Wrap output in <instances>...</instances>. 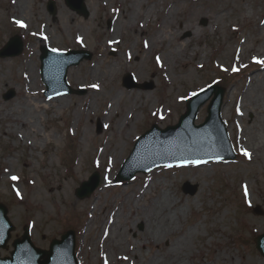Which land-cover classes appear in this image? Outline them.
Wrapping results in <instances>:
<instances>
[{
    "label": "rangeland",
    "instance_id": "rangeland-1",
    "mask_svg": "<svg viewBox=\"0 0 264 264\" xmlns=\"http://www.w3.org/2000/svg\"><path fill=\"white\" fill-rule=\"evenodd\" d=\"M15 1L0 0V48L15 34L23 37L25 48L17 57L0 58V108L5 111L16 105L25 106L21 96L30 90L28 76L23 71H27L24 64L29 62L36 68L38 76L36 83L32 81L33 90L30 92L32 96H37L36 102H41V108L38 111L40 116L36 117L32 127H12L9 121L0 119V202L7 205L14 225L9 247L2 251L3 255L10 254L14 249V239L21 237L28 226L34 245L43 249L50 248L52 240L73 229L76 233L77 264H123V259L127 263L131 260L132 264H150L151 259L164 256L170 241L182 239L186 231L194 230L178 264H264V255L255 245L256 237L264 232V148L258 157L244 155V151L249 153V150L242 146L236 134L239 127L243 128L242 125H250L255 114L250 112L245 118L240 117L237 116L240 110L234 104L228 106L232 93L248 82L252 72L254 76L264 78L261 64L252 61V51L246 53L242 62L236 63L235 60L241 39L252 41L264 24V0H243L254 7L251 17L243 15L246 7L241 0H182L186 8L204 5L205 13L197 16V35H192L191 29L182 35L189 45L183 56L177 61L172 60L173 80L156 61V56L161 49L166 50L168 44L175 46L174 39L161 42L145 60L139 54L143 40H150L159 30V12L168 0H155L158 2L157 12L149 21L143 20L147 33L139 24L119 32L114 29L130 0H86L90 11L86 18L72 10L65 0H55V17L47 11L49 0H33L32 17L25 23L27 27L16 23L23 17H19V11L12 10L16 6ZM145 1L152 4V0ZM228 1L233 9L225 12L226 21L218 28H212L216 5ZM181 25L174 20L173 28H180ZM47 27L54 35L52 49L65 52L85 49L92 53L91 59L79 61L67 71V84L74 89V93H60L53 98H48L45 93L47 87L40 75L41 47L49 45L48 40L53 36L45 30ZM113 30L120 44L113 46L118 49L106 47L105 54L114 59L117 73L107 82H95L87 77L84 66L90 64L97 68L103 62L105 57L97 60V54L104 44H98L101 40L105 41ZM77 34H83L85 42L76 41ZM263 40L262 35L251 45L257 48ZM132 43H135L132 48L135 54L129 56L126 53L128 49H124L131 48ZM196 52H199L198 56H195ZM197 62L200 63L197 65ZM138 69L143 72L140 78L135 76ZM127 73L134 75L135 83H153V88L130 89L124 86L122 81ZM93 83L98 84V89H94ZM212 84L224 88L221 118L235 151L232 153L234 159L207 161L203 165L191 164L181 168L159 167L116 183L115 176L127 164L126 160L139 137L154 122L160 128L177 124L188 111L191 93L208 89ZM9 89H15L16 96L5 100ZM113 91L124 92L118 105V111L123 115H126V106L139 97L135 110L139 119L135 122L136 115L132 116L130 123L121 130L115 127L118 117L109 118L103 114L110 105ZM148 93L152 102L144 106V97ZM214 96L213 92L200 98L203 100L196 107V116L191 117L196 125L204 123L211 115L208 108ZM57 97L66 98L65 104L61 103L63 108L53 102ZM88 101L92 108L85 111ZM160 113L164 115L163 119ZM260 117L264 121V114ZM208 122L218 128L222 125L210 118ZM86 127L89 128L88 136L83 134ZM114 151L119 154L117 162L113 161ZM109 167L115 174L111 181L105 178ZM93 173L98 174L100 184L88 197L78 198L75 189ZM188 181L197 186L193 194L182 189ZM150 183L153 185L148 188ZM122 190L124 194L121 196ZM164 191H168L176 203L172 213L177 207L182 208L180 217H175V225L167 237L154 242L150 239L148 243L144 241L143 249L133 247V242L142 238L147 229L146 219L139 220L134 215L135 211L143 213L136 209L137 201L140 206L148 207L150 198ZM120 197L121 200L130 198L124 206L126 218L134 221V224L130 219L127 221L132 224L128 234L132 242L118 255L108 249L104 253L101 245L98 252L93 243L97 239L101 242L103 227L95 229V224L104 215L103 206H107L106 219L121 208ZM91 222L94 224L88 230ZM218 253L229 259L226 262L216 259Z\"/></svg>",
    "mask_w": 264,
    "mask_h": 264
},
{
    "label": "bare ground",
    "instance_id": "bare-ground-1",
    "mask_svg": "<svg viewBox=\"0 0 264 264\" xmlns=\"http://www.w3.org/2000/svg\"><path fill=\"white\" fill-rule=\"evenodd\" d=\"M127 8L122 11V14L119 18H121V21H118V26L114 28L117 32L122 30H127L128 28L137 26L139 24L142 28V31L145 32L143 25V20L146 19V21H149L152 17L153 13L157 12V1L152 0V4H150L148 1L145 0H130ZM16 6L12 8L13 11H19V17L22 21L27 22L26 19H30L32 17V10L31 6L34 4L33 0H16ZM96 2V1H95ZM241 2H245L241 0ZM204 5H191V7H184V4L182 0H168L166 6L161 9L159 12V18H158V26L159 30H157L150 40H143V45L141 46V52L139 54H142L141 59L145 60L155 49L159 47L161 42L165 40H171L175 42V46L173 45L170 47V44L167 45L166 50L161 49L160 53L156 56V61L159 63L162 69L166 72V74L170 77V80H173L174 76L172 75L171 69L172 67V60L177 61L183 54L186 53V49L189 45V42H187V39H182V35L186 30L191 29L192 35H197L199 33V29L196 27V20L198 14L204 15L205 8ZM245 11L243 15H247L248 17H251L253 15L254 7L251 4H248L245 2ZM233 7L229 6V1L225 4H217L216 5V11L214 12L215 15L212 17V28H218L221 24L226 21L227 13H225L227 10H232ZM24 15V16H23ZM17 17V18H19ZM19 18V19H20ZM118 20V18H117ZM174 20H177L181 22L180 28H173ZM195 27V28H194ZM258 29V28H257ZM47 32H49V28L47 27L45 29ZM115 30L112 31L110 35H108L107 39L105 41L101 40L98 46H102L99 53L97 54V60H99L101 57H105L103 62H101L99 65L92 66L90 64H87L84 66V69L86 70V75L88 78H92L95 82H107L110 80L111 77L116 75L115 71V65H114V59L106 56L105 52L107 51L106 47L111 48H117L113 47L114 45H119L118 38H115ZM201 30V29H200ZM51 32V31H50ZM147 33V31H146ZM51 35L53 33L51 32ZM264 36V24L260 27V29L257 30V37L252 38V41H248L247 38L241 39V47L236 48L235 52V60L236 63H240L243 61L244 57L246 56V53L249 51H252L253 62L259 63L260 69L264 70V63H260V61H264V40L257 48H254L251 44L254 42H257L259 39H261V36ZM192 37V36H191ZM54 35L49 41V44L52 45L54 41ZM76 41L85 42V37L83 34H77L76 35ZM78 44V43H77ZM135 47V43L131 44V48H125L126 53L129 56H132V53L135 54V52L132 50V48ZM232 52V51H231ZM234 52V51H233ZM199 52L195 53V56H198ZM225 55L227 54L224 53ZM223 55V56H225ZM138 56V53H136V57ZM199 58V57H198ZM202 62V61H201ZM200 62H197L198 65ZM193 64V63H191ZM27 68V71H23L24 75L28 76V89L31 91L33 90V84L32 81L35 83L38 80V76L36 68L32 65L31 62L24 64ZM120 65V62H119ZM194 65V64H193ZM254 71V70H253ZM253 73V72H252ZM249 75L248 82L242 86L241 88L237 89L232 93V100L231 104H228V106L234 104L235 108L240 110V113H238L237 116L240 115V117L247 116V113H254L255 117L252 119V121L247 123L246 125H242L240 128L239 125V131L236 134L239 137V141L241 142L242 146L244 148H247L249 150V153L252 157L254 155L256 157L260 156L263 151L262 148H264V121L260 117L262 114H264V78L254 76V74ZM264 73V72H263ZM136 77L140 78L143 76V72L139 71L135 75ZM33 82V83H34ZM98 85L97 83L91 84ZM94 89H98L94 87ZM26 92V95L21 96V100L25 102V106H14L10 107L9 109L3 111V108H0V119L9 121L10 126L15 125H22V126H28L32 127L34 124V121L36 117L39 115V110L41 108L40 101L37 103L36 101L37 96H32L31 92ZM207 94V92H202L201 95H197L198 97L194 98V101H197L199 98H201L203 95ZM112 95H110V105L108 109H106L103 114L105 117L114 118L118 117V122L116 124V128L123 129L125 126H127L130 123V119L132 116H135V122L139 119V113H137L135 110L138 108V104H136V101H138L139 97L135 98L130 102V105L128 104L126 106V115H123L121 112L119 113V104L121 99L123 98L124 92H111ZM140 96V101H142V96ZM66 98H56L53 102L57 103L60 108H63V105L61 103L66 102ZM130 101V100H129ZM52 102V103H53ZM135 102V103H134ZM144 106L149 105L152 102L151 94H146L144 97ZM65 104V103H64ZM88 109L85 111H90L92 108V104L89 103V101L86 103V108ZM244 110L246 113H244ZM225 109H223V115L225 116ZM243 112V113H242ZM164 115L160 114V118L163 119ZM230 117L232 118V113H230ZM230 118V119H231ZM233 120V119H232ZM84 136L89 135V128H85V132L83 133ZM108 147V146H107ZM114 162L118 161L119 155L116 151H114ZM107 173L105 174V178H107L108 181H111L114 177V171L112 167H109ZM206 167H203V169ZM153 183H150L148 186L151 187ZM61 187V185H60ZM121 196L124 194L123 190L121 191ZM130 197V196H128ZM126 197L125 199L121 200V197L118 198L120 200L121 208L117 209L115 214L113 216H109L108 219H106V209L107 206H103L104 215L100 218V222L95 224V229H98L99 227L102 228V239L101 242H99V239L94 241L93 246L96 247V250L98 249V252H100L99 247L102 246L101 251L105 252V249H108V251L115 252L116 255L123 253L124 249H127V247L130 245L131 238L129 237V232L131 231L132 224H130L128 219L131 220V222L134 224L133 219L126 218L125 213V206L124 204L126 202L130 201V198ZM151 204L148 205V207H142L139 204V201L136 203V209L141 212H134V215L136 216V219H146L147 223V229L145 233L143 234L142 238H139V240H136L133 242V247H140L143 249L145 247L144 241L148 243V240L159 241L160 238L167 237L168 234L171 232L175 225V217H180L179 214L182 210L179 207L176 208V211L172 213V209L176 207V203L173 202L172 197L168 193V191H164L163 193H160L155 196H152L150 198ZM140 213V214H139ZM133 216V214H131ZM106 219V220H105ZM125 221V222H124ZM94 222L90 223V226L88 230L93 226ZM194 230H188L183 235L184 237L182 239H177L176 241H173L168 244L167 248L168 251L164 254V256L160 259H151L152 262L150 264H178V262L182 259L184 252L183 250L186 248V246L189 243V240L191 236L194 234ZM135 248V250H136ZM227 255L226 257H228ZM216 259L227 261L228 258H223L219 253L216 255ZM128 261V260H127ZM123 264H132L131 260L125 262V259H123ZM230 262V261H229ZM136 264V263H135Z\"/></svg>",
    "mask_w": 264,
    "mask_h": 264
},
{
    "label": "water",
    "instance_id": "water-1",
    "mask_svg": "<svg viewBox=\"0 0 264 264\" xmlns=\"http://www.w3.org/2000/svg\"><path fill=\"white\" fill-rule=\"evenodd\" d=\"M67 2L71 6L72 9H74L78 13L84 15L85 18L89 16V11H88V9H86L87 7L85 5V0H67ZM49 9L51 10L52 13L53 12L55 13L56 8H55V4L53 2L50 3ZM21 50H22L21 43L18 42L17 39H12L11 43L8 46H6V48L0 52V55L1 56L2 55L3 56L16 55V54H19L21 52ZM43 51H44V54H43L42 60L44 63L45 60H47L50 55L47 53L46 49L43 48ZM70 54H71V56H75V55H80V56L74 61L66 62L61 73H60L62 75V77H61V86L59 88H65L67 93L68 92H74L72 89L66 87V85H65L66 73H67L68 67L73 63L78 64L79 61H81L84 58H86L87 60L91 58L90 53L83 52V51L72 52V53H69L67 55H70ZM43 67H44V70L46 71V69H47L46 64H43ZM44 80H45V78H44ZM46 83H47L46 85L51 86V85H49L50 83L48 82V80H46ZM124 83H125V85H127L130 88L135 86V83H133V81H132L131 75L125 78ZM53 91H54V88L49 87V90L47 93H52ZM13 96L15 97V92L13 90H11L9 93H7L5 98L9 99ZM221 97H223V91H220V94L218 95V98L220 100H221ZM220 105H221V103L217 106V110H218L217 116H219ZM187 115H191V112L189 111ZM184 117L185 116H183L182 118H184ZM148 133H150V132H148ZM169 162H171L170 163L171 165L174 164L173 160H170ZM159 164H161V161L153 162V163H146V164L144 163L142 165L137 166L134 170L132 169V172H130V174L128 176L124 177L123 175H120L118 177L120 180L130 179L131 177H133V175L136 173L137 170L144 169L147 171V170L151 169L152 167H156V165H159ZM97 177H98V175L94 174L91 177L90 181L84 182L82 184V186L77 190V195L79 197L89 196L95 190V188L99 185V178H97ZM196 187H197L196 185H191L188 182H186L183 185V190L187 193L188 192L194 193L196 191ZM0 214L2 216V217H0V221H1V218H3L5 221V225H7L5 232H4L5 236L3 237L2 243L0 244V246H1L9 238V232L13 227H12V225H10L11 223L7 218V209L3 205H0ZM256 241H257L256 245H257L258 249L264 254V234L260 235L256 239ZM26 243L31 245V248L33 249L34 259H35V262L37 264H49L52 256L54 255L55 249L57 247L61 246L62 244H65L69 247V250H70L69 254H71L73 264H76V260L74 258V254H73L74 245H75L73 232H68L66 235H64L62 241L54 240V242L51 245V249L49 251H45V250L43 251L41 249L35 248L30 241L28 233H26L24 235L23 239L17 240L15 242L14 246H16L18 248L20 244H26ZM4 261H6V260L0 259V262H4ZM8 261H12V259L9 258ZM6 264H10V263H6Z\"/></svg>",
    "mask_w": 264,
    "mask_h": 264
},
{
    "label": "snow or ice",
    "instance_id": "snow-or-ice-1",
    "mask_svg": "<svg viewBox=\"0 0 264 264\" xmlns=\"http://www.w3.org/2000/svg\"><path fill=\"white\" fill-rule=\"evenodd\" d=\"M17 24H20L22 27H27V25H25L22 21H16ZM53 51H57L56 49H53ZM260 63H264V61H260ZM93 87H96L98 88L99 86L98 85H93ZM244 155L246 156H249L250 158V153H248L246 150L244 151ZM12 179H17V177H12ZM246 191V194H247V190Z\"/></svg>",
    "mask_w": 264,
    "mask_h": 264
}]
</instances>
